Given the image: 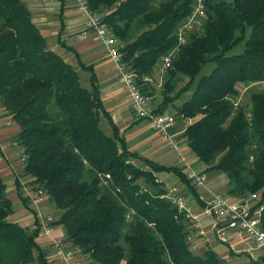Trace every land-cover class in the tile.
<instances>
[{
  "label": "trees",
  "instance_id": "obj_1",
  "mask_svg": "<svg viewBox=\"0 0 264 264\" xmlns=\"http://www.w3.org/2000/svg\"><path fill=\"white\" fill-rule=\"evenodd\" d=\"M87 1L103 14L119 41L121 61L147 96L148 80L176 45L192 0ZM75 55L89 75L88 87L72 64L48 48L24 0H0V103L19 127L14 139L25 148L15 184L34 224L38 214L22 195V178L48 196L65 240L92 264H227L211 248L195 252L191 223L164 197L167 187L156 174L174 173L204 207L192 179L181 165L129 150L104 107L93 64ZM208 63L212 68L200 74ZM180 78L185 82L176 90ZM263 78L264 0H207L204 18L164 76L154 112L185 96L172 114L188 120L182 136L189 151L206 170L227 175L226 195L244 199L256 193L254 207H262L264 218V89L249 87L238 107L232 103L238 89ZM102 118L111 135L100 127ZM6 188L0 177V264H52L37 242L40 227L30 230L10 220L14 210ZM261 261L264 255L250 264Z\"/></svg>",
  "mask_w": 264,
  "mask_h": 264
},
{
  "label": "crops",
  "instance_id": "obj_2",
  "mask_svg": "<svg viewBox=\"0 0 264 264\" xmlns=\"http://www.w3.org/2000/svg\"><path fill=\"white\" fill-rule=\"evenodd\" d=\"M24 1L31 12L32 20L46 39L48 48L62 56L66 61L72 64L76 70L78 66L75 53L80 56L83 62L93 64L99 80L100 95L104 107L125 138L129 150L160 164L179 166L177 153L163 143L159 133L151 127L150 122L147 119H138L134 117L126 89L118 81L115 65L107 57L94 33L88 32L86 37H79V33L84 28V19L76 9L75 0ZM61 8L63 9L61 10ZM62 42L66 46L71 47L72 50L63 47L61 45ZM156 74L158 75L157 67L152 74V79L149 78L148 80L151 82L152 88L149 86V96L147 95L148 100L146 104L147 108L153 111L161 100V96L158 95V90H155L157 87L154 83L155 76L157 77ZM88 86L89 75L84 83V87ZM180 104L181 101L176 99L166 112L173 113L174 107ZM101 120L106 121L105 118ZM8 122L10 123L7 124ZM106 122L108 123V121ZM175 126L171 131L179 140L182 152L190 162V167L198 173H203L206 177L207 165L201 163L196 155L189 151L185 144V138L182 136L183 128L178 130L175 129ZM18 131L19 127L17 124L11 120L10 116L6 114L0 105V177L4 180L6 185L10 187L9 191L8 188H6L7 196L9 197L10 192L13 194V197L18 199L22 204L17 193L18 191L15 184L16 175L14 172V167L17 164L19 165V161H16V156L13 154V149L10 146V141L14 139ZM111 134L112 131L107 135ZM170 152L176 153L173 162H169V155L170 157L172 156ZM156 175L157 179L165 184V187L177 186L184 196L186 206L193 214H198V221L190 224V234L196 253L201 254L206 248H211L227 264H250L251 259H257L261 256L262 251L252 249L246 237L237 233L234 229L224 228L223 225H220V228L223 227L221 234L212 230V218L209 215L201 213L202 207L196 203L186 186L174 173L160 172ZM191 183L196 187L200 198L205 202L210 201L214 194H226L228 189V177L226 174L222 175L221 173H214L212 177H209L208 184L202 187L195 185L194 179L191 180ZM21 185L22 195L25 196L23 192L26 191L27 194V186L22 183ZM29 206L40 216L39 209L42 208L41 205H33L34 207L31 205ZM28 212L29 216L23 212L19 214L15 213L13 214L14 216L12 215V217H10V220L18 222L21 226L32 228L31 226L34 225L33 214H31L30 211ZM61 228L60 225H57L55 233L63 235L64 231ZM222 237H224V239H221ZM44 238L45 236L39 233L37 242L44 248L45 252H48L50 255L51 251L53 252L52 245L51 243L44 245ZM38 239L40 241H38ZM45 246H47V249ZM52 264H63V262L58 260Z\"/></svg>",
  "mask_w": 264,
  "mask_h": 264
},
{
  "label": "built area",
  "instance_id": "obj_3",
  "mask_svg": "<svg viewBox=\"0 0 264 264\" xmlns=\"http://www.w3.org/2000/svg\"><path fill=\"white\" fill-rule=\"evenodd\" d=\"M207 0H192V9L189 15L178 26L175 33L176 45H174L162 58L158 73L160 80L165 76L168 68L171 67L173 59L177 56L180 48L186 43L188 34L192 32L202 21L206 11ZM78 13L84 19V28L79 33L80 38L86 37L88 32L94 33L100 45L104 49L107 57L114 63L118 81L126 89L127 96L131 103L132 113L135 118L147 119L151 127L159 133L160 137L166 143L167 147L175 151L178 156V162L183 167L188 177L195 180V185H202L206 177L203 173H198L190 167V162L182 152L179 140L172 133V128L176 124L174 114L169 112H154L147 108L148 97L142 93L137 82L135 74L130 71L121 61V52L119 51V41L110 32L108 26L103 21V14L90 9L87 0H75ZM259 86L264 89V78L248 84L237 90L232 103L238 107L245 96L249 87ZM248 118L251 117L249 111L246 112ZM8 122L7 124H9ZM14 155L18 157L20 163H24L26 159L25 148L16 139L10 141ZM253 159V155L249 156ZM44 192L35 191V196L41 200ZM168 200L177 208L179 212H184L185 218L191 223L198 221V214H193L186 206L183 194L177 186H169L164 194ZM256 193H251L244 199L234 198L226 194H214L210 201L205 202L201 213L209 215L212 218L211 228L216 233L221 234L224 228L234 229L237 233L246 237L252 246V249L261 250L264 255V218L262 217V207H254V199ZM42 218V217H41ZM53 215H44L40 220L39 233L51 239L53 255L63 264H83L79 261L82 255V249L76 245H70L63 235L55 233L57 225L54 223ZM221 239H224L222 237ZM264 264V261L259 262Z\"/></svg>",
  "mask_w": 264,
  "mask_h": 264
},
{
  "label": "rangeland",
  "instance_id": "obj_4",
  "mask_svg": "<svg viewBox=\"0 0 264 264\" xmlns=\"http://www.w3.org/2000/svg\"><path fill=\"white\" fill-rule=\"evenodd\" d=\"M238 50V49H237ZM234 51H236V49H234L232 52H234ZM236 52H238V51H236ZM212 68V64H206L203 68H202V70H201V72H200V74H204L205 72H208V70L209 69H211ZM77 71H78V74H79V80H80V83H81V85L82 86H84V83H85V81L87 80V77H88V74L86 73V72H84V71H82L81 69H79V68H77ZM157 75V74H156ZM163 80H164V77L160 80V77H159V73H158V75H157V77L155 76V79H154V83H155V85L157 86L156 88H155V90H158V95H160L161 96V98L160 99H162V93H163ZM184 82H185V79L184 78H180L179 79V81H177V83H176V86H175V89L177 90V88H179L180 86H182L183 84H184ZM147 91H149V89H147ZM144 94V93H143ZM146 95V94H145ZM187 95V94H186ZM184 98H186L185 96H183L181 99H179V101H181L182 102V100L184 99ZM160 102H161V100H160ZM0 105H1V103H0ZM1 107H2V105H1ZM3 110H4V108H2ZM5 111V110H4ZM107 121V120H106ZM105 120H101V122H100V127L102 128V130L104 131V132H106L107 134H110L111 133V131H110V127H109V125H108V123L106 122ZM188 123V120H184L183 118H181V117H177L176 118V126H175V129H178V130H180V129H182V128H184V126L186 125ZM162 141H163V139H162ZM163 143H165L164 141H163ZM166 144V143H165ZM171 153V157H170V155H169V162H173V160H174V158H175V155H176V153L175 152H170ZM14 154V153H13ZM16 156V155H15ZM18 160V157L16 156V161ZM134 163H136V164H138V165H140V166H143L144 164L141 162V161H138V160H134ZM202 163V162H201ZM204 164V163H203ZM20 165V164H19ZM19 165L17 164L14 168L16 169L15 171H17V172H15V173H17L18 175H20V172H21V169H19ZM214 173H221L222 175H225V174H223L224 172H222L221 170H207V172H206V180L203 182V184L202 185H199V187H202V186H204V185H207L208 184V182H209V177H212L213 176V174ZM25 186H27V194H26V191H24L23 192V194H25V198H27L28 199V204L29 205H31L32 207H34V206H40L41 205V209H39V215L40 216H38V223H40V220L43 218V216L44 215H53L54 217H57L58 215H59V212L53 207V205H52V203L49 201V198H48V196L47 195H43V197H42V199L41 200H38L37 199V197L35 196V190H36V186L37 185H33V184H28L27 183V178H22V181H21ZM141 183H143L142 181H141ZM7 188H8V191H9V185L7 186ZM222 194V193H221ZM227 194V193H226ZM9 198L11 199V201H12V208H13V210H14V214L16 213V214H19L20 212H23V213H25V214H27L28 216H29V212L26 210V208L18 201V199H15L14 197H13V194H11L10 192H9ZM32 203V204H31ZM34 205V206H33ZM14 216V215H13ZM42 217V218H41ZM34 224L33 226H31L32 228H29L30 230L32 229L33 230V228H35V227H41V225L40 224ZM61 227V226H60ZM62 229V228H61ZM60 235H62V234H60ZM38 236H39V234H38ZM63 236H64V238H65V235L63 234ZM44 240H45V244L44 245H46V244H48V243H51V245H52V242L49 240V238L47 237V236H45V238H44ZM38 241H40L39 239H38ZM45 248L47 249V246H45ZM47 255H49L48 254V252L46 253ZM49 259H50V261H51V263H54V262H56V261H58V259H56L55 257H54V255H53V252L51 251V254L49 255V256H47ZM255 259V258H254ZM79 261L80 262H82L83 264H92V262H91V260L87 257V255L85 254V253H82V255L81 256H79Z\"/></svg>",
  "mask_w": 264,
  "mask_h": 264
}]
</instances>
